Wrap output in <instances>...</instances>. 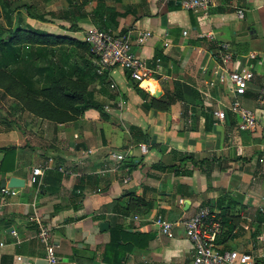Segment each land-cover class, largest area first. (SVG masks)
Returning <instances> with one entry per match:
<instances>
[{
    "label": "crops",
    "instance_id": "0c3cea01",
    "mask_svg": "<svg viewBox=\"0 0 264 264\" xmlns=\"http://www.w3.org/2000/svg\"><path fill=\"white\" fill-rule=\"evenodd\" d=\"M72 1L78 7L70 0L18 3L34 4L38 16L70 9L69 22L49 17L52 23L20 10L26 24L53 35L86 40L87 31L110 23L116 31L149 30L153 36L133 52L159 66L143 84L148 90L139 86L146 95L127 70H111L105 116L88 110L60 124L17 104L9 109L13 122L0 130V202L3 178L26 184L9 188L0 213V264L3 257L5 264H49L30 222L35 212L52 226L57 264H189L194 246L187 232L176 227L168 237L154 221L176 222L201 206L225 217L222 250L264 259V0H214L208 14L184 10L181 0ZM223 43L236 55L228 64L219 56ZM245 65L254 78L237 95L228 72ZM236 105L254 113L253 130L241 128ZM10 147L15 153L4 161ZM113 153L128 155L118 169ZM50 159L52 167L33 184L34 168Z\"/></svg>",
    "mask_w": 264,
    "mask_h": 264
},
{
    "label": "trees",
    "instance_id": "16d2710c",
    "mask_svg": "<svg viewBox=\"0 0 264 264\" xmlns=\"http://www.w3.org/2000/svg\"><path fill=\"white\" fill-rule=\"evenodd\" d=\"M18 1L0 0V91L22 110L55 123L72 122L88 110L105 116L102 94H106L108 74L96 73L91 46L85 40L36 29L24 22L20 12L23 9L30 17L52 23L49 17L69 22L71 10L38 16L34 4ZM110 25L105 29L116 28ZM136 89L146 95L139 85ZM14 153L15 147L8 148L4 161ZM220 217L226 227L225 217ZM5 261L3 257L2 264Z\"/></svg>",
    "mask_w": 264,
    "mask_h": 264
},
{
    "label": "built area",
    "instance_id": "2783aa9c",
    "mask_svg": "<svg viewBox=\"0 0 264 264\" xmlns=\"http://www.w3.org/2000/svg\"><path fill=\"white\" fill-rule=\"evenodd\" d=\"M181 7L187 11H201L208 14L210 8L214 5V0H181ZM238 17L244 18V9H238ZM86 42L91 46L93 53V65L96 73L100 76L108 74L111 70L119 67L127 70L130 77L143 87V84L154 77L157 73V66L153 68L148 60L137 57L133 52L134 45L145 44L152 36L149 30H141L131 28L124 32L113 29H105L95 27L86 32ZM169 44L167 43L166 46ZM219 56L223 64L232 62L236 56L230 50L229 44H221L219 48ZM229 79L235 87L237 95L246 93L248 84L254 78L252 66L245 65L238 69H233L228 72ZM212 83L211 85H214ZM111 89L118 90L114 82L110 83ZM124 100L120 99L117 105L118 111H122ZM235 111L242 117L241 128L243 130H253L256 126V117L254 113L247 109L236 105ZM105 110L110 111L109 106H105ZM215 115L220 118H225L224 111H216ZM141 150L148 151V145L142 144ZM92 152V151H91ZM116 165L114 169H118L128 155L113 153ZM47 162L43 167L34 168L31 177L33 184H40V177L44 175L45 169H50L51 161ZM62 172L65 174H73L69 169L62 167ZM129 178L125 179L128 182ZM9 188L2 189V201L0 202V213L3 207L7 204L6 197L10 194ZM138 221H149L142 219L140 216H135ZM30 222L38 225V239L47 247V260L49 264H57L58 258L55 250L51 247L52 226L43 221L42 215L35 212L30 217ZM159 226L161 234L168 237H173L176 227L184 229L187 232L190 241L194 246L192 260L189 264H264V259L248 252L224 251L218 244L219 237L224 233L225 226L220 215L213 212L209 206H201L191 216L180 218L176 222H170L167 219L159 216L154 221Z\"/></svg>",
    "mask_w": 264,
    "mask_h": 264
},
{
    "label": "rangeland",
    "instance_id": "374dc122",
    "mask_svg": "<svg viewBox=\"0 0 264 264\" xmlns=\"http://www.w3.org/2000/svg\"><path fill=\"white\" fill-rule=\"evenodd\" d=\"M35 10H38L39 11L41 9L40 8L39 9L36 8ZM38 11H36V12H38ZM16 104L18 105V103L15 100H13L8 95H4L3 94V91H0V130H2L1 128H4L7 123L13 122L12 119H11V116L9 114V109L12 106L16 105ZM16 118L19 119V117H16Z\"/></svg>",
    "mask_w": 264,
    "mask_h": 264
},
{
    "label": "water",
    "instance_id": "95a60500",
    "mask_svg": "<svg viewBox=\"0 0 264 264\" xmlns=\"http://www.w3.org/2000/svg\"><path fill=\"white\" fill-rule=\"evenodd\" d=\"M153 96L157 97L158 94H153ZM26 184V181L24 179L18 178V177H11L9 180H7V178H3L1 180V187L2 188H20V187H24ZM101 228H107L108 223H101L100 224Z\"/></svg>",
    "mask_w": 264,
    "mask_h": 264
},
{
    "label": "bare ground",
    "instance_id": "6f19581e",
    "mask_svg": "<svg viewBox=\"0 0 264 264\" xmlns=\"http://www.w3.org/2000/svg\"><path fill=\"white\" fill-rule=\"evenodd\" d=\"M153 94H159V90L157 88L154 89V91H152Z\"/></svg>",
    "mask_w": 264,
    "mask_h": 264
}]
</instances>
